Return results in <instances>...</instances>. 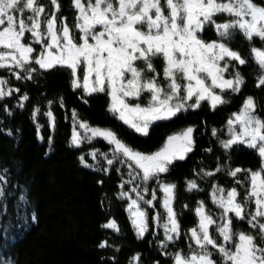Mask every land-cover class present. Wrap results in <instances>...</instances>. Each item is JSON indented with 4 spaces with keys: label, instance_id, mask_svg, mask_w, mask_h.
<instances>
[{
    "label": "snow or ice",
    "instance_id": "obj_1",
    "mask_svg": "<svg viewBox=\"0 0 264 264\" xmlns=\"http://www.w3.org/2000/svg\"><path fill=\"white\" fill-rule=\"evenodd\" d=\"M51 3L55 11L46 15L39 0H0V68L22 69L25 74L14 71L15 77L30 80L37 72L30 66L33 63L43 70L66 67L72 72L74 88H83L88 95L107 91L109 111L142 135L149 133L154 122L170 120L189 108H199L204 101H208L213 110L229 103L223 93H239L246 83L236 68L247 64V60L230 46L234 34L240 33L249 42L254 38L264 42V4L257 5L254 0H73V8L78 13L74 28L81 33L78 40L66 18L62 17L57 25L55 12L60 7L57 0ZM24 13L29 14L22 15ZM220 15L228 19L218 22L216 18ZM208 28L216 32V40L201 38ZM33 43L41 45L39 52ZM251 53L261 70L256 85L260 87L264 85V48L253 47ZM157 57L164 61L162 74L153 64ZM225 73H229V78H225ZM161 77L164 83L160 82ZM6 85L7 80L0 78V98L19 91ZM144 93L149 96L146 105L127 102L128 98L138 100ZM22 99L27 100L28 96ZM46 115L51 117L54 126L52 113ZM78 126L92 137L102 136L114 145L113 159H107L104 154L107 164L123 156L125 159L121 162L132 170L129 174L133 180L138 177L144 182L156 178L159 183V175L168 172L174 161L184 160L195 146L192 127L169 137L160 151L146 155L131 149L111 130L92 128L86 123ZM228 126L230 138L221 141L222 147L227 150L233 145H244L254 149L261 166L255 171L229 170L228 175L233 178L238 173L245 175L244 181H235L248 183L242 199L236 188L225 190L214 186L213 203L221 209L218 219L203 201L199 202L195 209L198 224L188 230L194 245L189 244L188 254L175 253L174 264H264V118L257 114L253 97L245 99L241 110L229 119ZM85 139L88 137L74 129L73 145L79 146ZM90 155L95 159L97 153ZM80 159L86 167H92L83 156ZM221 170L217 167L215 171ZM3 180L0 176V181ZM159 187L164 194L162 207L165 209L161 227L166 241L174 242L181 233L172 207L176 185L159 183ZM187 190L200 188L195 180H189ZM141 191L147 193L148 189L133 188L120 193L122 198L130 200L128 210L139 238L148 232L147 209L141 208L140 202L154 207L156 199L155 189L152 199L146 201ZM132 192L136 193V199L131 198ZM3 195V187H0V196ZM32 219L35 221V214ZM153 219L158 221L160 214ZM234 219L246 221L253 231H235ZM213 226L220 242L211 231ZM103 227L119 232L115 220ZM166 241H160V246L167 247ZM106 246L107 241L99 245ZM214 253L219 254V262L213 258ZM133 261L138 264L139 254ZM0 264L4 261L0 260Z\"/></svg>",
    "mask_w": 264,
    "mask_h": 264
},
{
    "label": "trees",
    "instance_id": "obj_2",
    "mask_svg": "<svg viewBox=\"0 0 264 264\" xmlns=\"http://www.w3.org/2000/svg\"><path fill=\"white\" fill-rule=\"evenodd\" d=\"M39 3L46 15L55 11L51 0ZM57 3V24L62 17L66 18L78 39L80 32L74 28L78 13L73 0ZM254 3L261 5L264 0ZM26 14L29 13L22 15ZM216 19L222 22L228 17L220 15ZM201 37L216 40L217 34L208 28ZM230 46L247 60V64L236 68L246 81L241 91L223 93L229 103L214 110L204 101L199 108H189L170 120L156 121L147 135L137 133L109 111L107 92L88 95L82 88H74L72 72L66 67L43 70L33 63L30 66L37 72L30 80L15 77L14 71L25 74L22 69L0 68V78L7 80L6 88L19 89L0 98V176L4 178L0 181L4 190L0 196V260L4 264H135L133 257L139 254L138 264H174L175 253L188 254L189 244L194 245L188 230L198 224L195 209L199 202L203 201L218 219L221 209L213 203L214 186L236 188L242 199L248 183L235 181H244L245 175L238 173L233 178L228 175L229 170L255 171L261 166L256 150L244 145L225 150L221 141L230 138L228 121L241 110L247 97L255 99L257 114L264 118V85L256 86L261 70L251 58V48H264V42L258 38L249 42L235 33ZM33 47L39 52L41 45L33 43ZM153 64L162 74L164 61L157 57ZM24 95L27 100L22 99ZM48 112L55 118L54 126ZM75 123L111 130L130 148L148 153L159 149L171 134L189 127L195 129L193 150L159 175V183L176 185L173 208L181 229L179 239L166 241L161 227L165 221L164 194L156 178L136 183L137 190L147 187V193L141 191L145 201L152 199L154 189L156 196L154 207L143 204L147 209L148 232L143 238L137 236L128 211L129 199L120 196L132 189L126 182L128 166L120 158L107 164L114 154L111 143L102 137L73 145ZM92 152L97 153L95 159ZM82 156L92 167L81 162ZM217 167L222 170L216 172ZM206 172L214 175L206 176ZM189 180H195L200 190L188 191ZM134 196L136 193L132 192L131 197ZM157 213L158 221L153 219ZM110 220L116 221L119 232L103 227ZM233 227L235 231H253L246 221L234 219ZM211 231L220 242L215 226ZM105 241L108 246L99 247ZM160 241H166L167 247H161ZM213 258L219 262V254L214 253Z\"/></svg>",
    "mask_w": 264,
    "mask_h": 264
},
{
    "label": "rangeland",
    "instance_id": "obj_3",
    "mask_svg": "<svg viewBox=\"0 0 264 264\" xmlns=\"http://www.w3.org/2000/svg\"><path fill=\"white\" fill-rule=\"evenodd\" d=\"M42 19H43V17H42ZM58 25V24H57ZM42 29H43V25H42ZM27 35V34H26ZM80 35H81V33H80ZM30 38V37H29ZM202 38V37H201ZM78 39H79V37H78ZM77 39V40H78ZM203 39V38H202ZM205 40V39H204ZM205 41H207V40H205ZM210 41H212V40H210ZM25 42H27V40L25 41ZM80 75H81V77H82V75H83V72H82V70L80 71V73H79ZM225 78H229V73H225ZM161 83H164V81L163 80H161L160 81ZM83 89V88H82ZM83 91H84V89H83ZM216 91L217 92H219L220 90L219 89H216ZM85 92V91H84ZM107 92V91H106ZM86 93V92H85ZM87 94V93H86ZM148 98H149V96H148V93H144V95H142L138 100H136V99H133V98H128V100H127V102L129 103V104H131V105H134V104H136V103H140L142 106H144V105H146L147 104V102H148ZM189 103H192V101H189ZM124 122V121H123ZM125 123V122H124ZM127 124V123H126ZM88 125V124H87ZM128 126H130L129 124H127ZM90 127H92V128H99V129H102V128H100V127H97V126H91V125H89ZM75 131H77V132H79L80 133V135L81 136H84V137H88V139H92L93 137L91 136V133L90 132H85V130L83 129V128H80L79 126H78V124L77 123H75ZM104 130H106V129H104ZM186 130V129H185ZM184 130H181V131H179V132H177V133H174V134H171L169 137H172V136H176V135H178V134H180V133H182ZM192 136H193V133H192ZM97 137V136H96ZM99 137H102V136H99ZM168 137V138H169ZM102 138H104V137H102ZM168 138L166 139V141L164 142V144L159 148V149H157V150H155V151H153V152H140V151H137V150H134V151H137V152H140V153H142V154H146V155H150V154H153V153H156V152H158V151H160L161 149H163L165 146H166V144H167V142H168ZM105 139V138H104ZM86 140V139H85ZM106 141H108L107 139H105ZM109 142V141H108ZM111 146H112V150H113V148H114V145L113 144H111ZM132 149V148H131ZM112 153H113V151H112ZM114 154V153H113ZM115 155V154H114ZM119 158L121 159V161L122 160H124L125 158L123 157V156H119ZM122 163V162H121ZM128 163H131L130 161L128 162ZM124 165H127V163H123ZM133 167L135 168V165H133ZM130 171H132V170H130L129 168H128V171H127V176H128V178L126 179V182L127 181H130V180H132V183H130V185L132 186V189L133 188H138L139 186L136 184V183H139L140 181H141V179H139L138 177L135 179V180H133V178H132V176L129 174L130 173ZM136 171L137 172H139L140 170L139 169H136ZM135 193V192H134ZM132 199H136V196H134V197H131ZM129 203H130V200H129ZM144 202L143 201H141L140 202V206H141V208H146L144 205ZM129 205V204H128ZM172 207H173V203H172ZM174 209V208H173ZM129 211V210H128ZM129 215H130V217H131V212L129 211Z\"/></svg>",
    "mask_w": 264,
    "mask_h": 264
}]
</instances>
